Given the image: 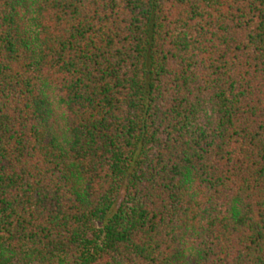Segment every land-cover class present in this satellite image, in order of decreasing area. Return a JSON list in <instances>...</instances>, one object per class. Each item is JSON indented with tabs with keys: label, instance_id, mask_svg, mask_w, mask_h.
I'll use <instances>...</instances> for the list:
<instances>
[{
	"label": "trees",
	"instance_id": "obj_1",
	"mask_svg": "<svg viewBox=\"0 0 264 264\" xmlns=\"http://www.w3.org/2000/svg\"><path fill=\"white\" fill-rule=\"evenodd\" d=\"M0 264H264V0H0Z\"/></svg>",
	"mask_w": 264,
	"mask_h": 264
}]
</instances>
